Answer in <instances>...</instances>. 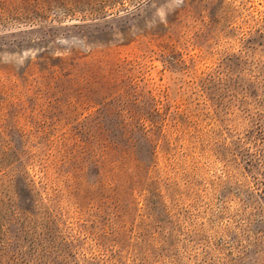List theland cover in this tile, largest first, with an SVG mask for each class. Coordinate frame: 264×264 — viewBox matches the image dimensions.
I'll use <instances>...</instances> for the list:
<instances>
[{"label": "rangeland", "instance_id": "obj_1", "mask_svg": "<svg viewBox=\"0 0 264 264\" xmlns=\"http://www.w3.org/2000/svg\"><path fill=\"white\" fill-rule=\"evenodd\" d=\"M1 146L0 264H264V0L1 1Z\"/></svg>", "mask_w": 264, "mask_h": 264}, {"label": "trees", "instance_id": "obj_2", "mask_svg": "<svg viewBox=\"0 0 264 264\" xmlns=\"http://www.w3.org/2000/svg\"><path fill=\"white\" fill-rule=\"evenodd\" d=\"M1 1L4 2L5 0H0V2ZM121 127H123L124 130H127L128 127L130 128L131 131H136V130L138 131L139 130V131H141V134H143V136L145 137L147 142H150V140H151L150 138L147 137L148 131L144 129L145 127H143L142 124H136V123H133L132 121L127 122V121L122 120ZM113 148H114V143L113 144L112 143H106V145H104V149H103L102 154H100V159H103V161L98 160V162H99V164H101V166H103V167L105 166V169H106L108 161L110 160V156H109L110 150H113ZM11 150H12L11 148H6L3 146L0 147V164L1 165H3L8 160L10 153H11Z\"/></svg>", "mask_w": 264, "mask_h": 264}]
</instances>
